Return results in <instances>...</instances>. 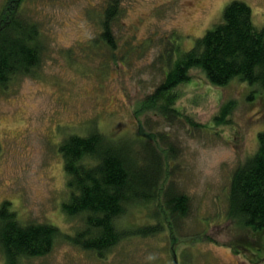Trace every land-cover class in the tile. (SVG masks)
I'll use <instances>...</instances> for the list:
<instances>
[{"label": "rangeland", "instance_id": "obj_1", "mask_svg": "<svg viewBox=\"0 0 264 264\" xmlns=\"http://www.w3.org/2000/svg\"><path fill=\"white\" fill-rule=\"evenodd\" d=\"M230 1L123 0L112 24L114 60L98 42L107 0H25L46 48L34 73L0 88V202L11 200L22 221L73 233L82 221L61 210L68 189L58 143L71 133L86 135L92 126L132 139L142 126L145 133L165 136L162 141L155 135L162 147L174 148L168 176L190 205L173 236L127 237L103 257L58 239L49 253L23 264H264V228L251 232L227 215L232 172L256 151L264 132V89L238 77L215 86L192 69L175 88L180 115L173 121L140 112L169 68L171 49L172 60L180 58L221 22ZM241 1L251 7L254 25H264V0ZM228 101L221 122L216 116ZM151 209L131 204L122 225L151 222Z\"/></svg>", "mask_w": 264, "mask_h": 264}, {"label": "trees", "instance_id": "obj_2", "mask_svg": "<svg viewBox=\"0 0 264 264\" xmlns=\"http://www.w3.org/2000/svg\"><path fill=\"white\" fill-rule=\"evenodd\" d=\"M24 2L4 0L0 9V88L17 75L34 73L45 53L42 30ZM122 2L107 0L99 18L98 42L114 60L117 40L112 24L123 10ZM171 50L166 58L169 68L143 100L140 112L152 110L173 121L180 115L175 88L189 79L192 69H200L215 86L238 77L264 89V25H254L251 7L244 1L231 0L223 9L221 22L198 37L175 61ZM230 105L228 101L221 107L216 116L219 121L226 120ZM92 127L86 135L71 133L58 143L68 189L61 210L67 217H80L82 224L73 233H66L51 223L22 221L12 201L3 199L2 264H23L26 258L43 256L58 239L103 257L127 237H148L163 231L173 236L178 222L188 214L189 196L178 191L168 176L172 145L162 147L155 139L158 135L145 133L142 126L132 139H116ZM258 141L256 151L233 170L227 194L228 217L251 232L264 228V132L258 133ZM135 203L152 206L151 222L122 225V216Z\"/></svg>", "mask_w": 264, "mask_h": 264}]
</instances>
